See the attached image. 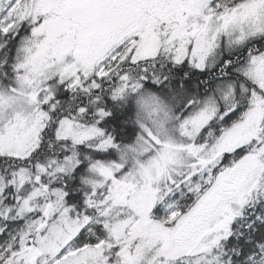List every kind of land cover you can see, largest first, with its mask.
Here are the masks:
<instances>
[{
  "label": "snow or ice",
  "instance_id": "6c2138e0",
  "mask_svg": "<svg viewBox=\"0 0 264 264\" xmlns=\"http://www.w3.org/2000/svg\"><path fill=\"white\" fill-rule=\"evenodd\" d=\"M0 264H264V0H0Z\"/></svg>",
  "mask_w": 264,
  "mask_h": 264
}]
</instances>
